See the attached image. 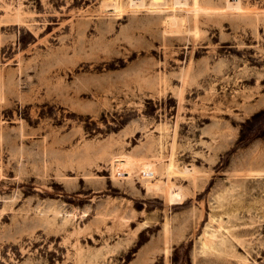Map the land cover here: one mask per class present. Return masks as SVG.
Instances as JSON below:
<instances>
[{"label":"rangeland","instance_id":"rangeland-1","mask_svg":"<svg viewBox=\"0 0 264 264\" xmlns=\"http://www.w3.org/2000/svg\"><path fill=\"white\" fill-rule=\"evenodd\" d=\"M110 1L0 0V264H264V0Z\"/></svg>","mask_w":264,"mask_h":264},{"label":"bare ground","instance_id":"bare-ground-1","mask_svg":"<svg viewBox=\"0 0 264 264\" xmlns=\"http://www.w3.org/2000/svg\"><path fill=\"white\" fill-rule=\"evenodd\" d=\"M110 5L111 10H118V1L117 0H112V2L110 1ZM105 4V2H104ZM109 4V2L107 3ZM106 5V4H105ZM108 7V6H106ZM151 10L152 12H168L169 11V5H168V2L166 0H152L151 1ZM183 23V18L177 16V15H169L167 17V24H168V27L171 28V29H178L180 28V26L182 25ZM189 172V171H188ZM168 187H170V183L168 182H164V181H157V182H151V181H148L146 183V189L148 192H166ZM176 187L172 186L167 193H169V200L172 202V203H175V202H182L183 201V193L181 191H176Z\"/></svg>","mask_w":264,"mask_h":264}]
</instances>
